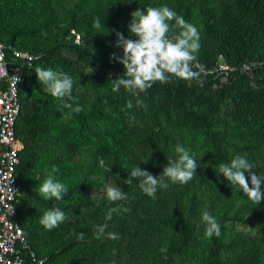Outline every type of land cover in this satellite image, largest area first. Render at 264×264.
<instances>
[{
    "label": "trees",
    "instance_id": "1",
    "mask_svg": "<svg viewBox=\"0 0 264 264\" xmlns=\"http://www.w3.org/2000/svg\"><path fill=\"white\" fill-rule=\"evenodd\" d=\"M161 5L197 27L204 73L191 82H156L138 96L123 87L114 92L111 80L125 71L111 58L123 55L116 32L128 38L131 13ZM0 42L8 61L23 65L16 204L40 258L49 264H264V200L254 205L218 171L219 163L239 154L264 175V0H0ZM13 48L33 60H12ZM221 55L237 68L256 65L222 81L208 72ZM36 67L69 74L71 103L82 111L52 97ZM177 144L197 159V174L187 184L166 181L168 188H158L152 199L138 181L123 183L137 166L159 176L167 158H176ZM54 167L55 179L68 189L60 201L38 193ZM105 185L120 187L127 199L109 202ZM53 207L68 219L49 231L40 218ZM112 208L118 210L106 220ZM204 211L220 224L219 237H204ZM104 224L105 235L97 239L94 228ZM109 232L118 239H108Z\"/></svg>",
    "mask_w": 264,
    "mask_h": 264
},
{
    "label": "clouds",
    "instance_id": "2",
    "mask_svg": "<svg viewBox=\"0 0 264 264\" xmlns=\"http://www.w3.org/2000/svg\"><path fill=\"white\" fill-rule=\"evenodd\" d=\"M93 27L97 33H100L102 25L99 18L94 20ZM127 27L128 38L123 33L116 32L115 46L122 49L123 55L118 57L113 53L111 56L121 63L125 70L122 75L111 80L114 92H119L123 87L133 96H138L156 82L167 83L172 77L191 82L199 80L204 73L203 65L198 62L200 35L197 27L167 5L138 8L131 13V21ZM35 73L39 83L46 86L47 92L60 100L63 107L71 111H82L79 105L73 107L71 103L75 101L72 94L74 80L69 74L41 67H36ZM136 105L144 106L139 99ZM133 106L132 100L129 99L126 108L131 109ZM174 152L176 158H167V164L159 176H154L137 166L128 173V179L123 183L131 184L133 180L138 181L141 191L152 199L156 198L158 188H168L169 184L166 181H171L172 184H187L197 174V159L189 149L180 144L176 145ZM255 168L256 165L249 162L246 156L239 154L235 155L230 163L222 162L218 165L219 174H222L232 186H239L247 199L257 206L264 200V188H262L264 175H257L253 171ZM57 171L54 167L38 187L39 195L46 200H63L68 191L64 183L55 179L53 173ZM246 173L250 176V184ZM105 191L109 202L127 199V194L118 186L105 185ZM117 210L109 209L106 220H111L113 212ZM123 211L127 212L129 209L125 208ZM67 219L64 211L59 207H53L43 212L40 224L51 231ZM201 220L205 225V238L211 239L213 236L221 235L220 224L208 211L202 212ZM106 228L107 224L95 226L94 234L97 239L105 235ZM83 238L84 233L77 235L78 240ZM107 238L118 239V234L109 232Z\"/></svg>",
    "mask_w": 264,
    "mask_h": 264
},
{
    "label": "built area",
    "instance_id": "3",
    "mask_svg": "<svg viewBox=\"0 0 264 264\" xmlns=\"http://www.w3.org/2000/svg\"><path fill=\"white\" fill-rule=\"evenodd\" d=\"M14 61H32L28 51L13 48ZM0 264H49L40 258L27 242L18 220L17 197L20 186L15 175L20 163L16 122L21 110L19 91L25 81L23 65L7 60L6 46L0 42ZM256 63L239 68L230 65L221 55L208 72L227 81L231 72H250ZM19 77V79H17Z\"/></svg>",
    "mask_w": 264,
    "mask_h": 264
},
{
    "label": "water",
    "instance_id": "4",
    "mask_svg": "<svg viewBox=\"0 0 264 264\" xmlns=\"http://www.w3.org/2000/svg\"><path fill=\"white\" fill-rule=\"evenodd\" d=\"M0 67H1V62H0Z\"/></svg>",
    "mask_w": 264,
    "mask_h": 264
}]
</instances>
